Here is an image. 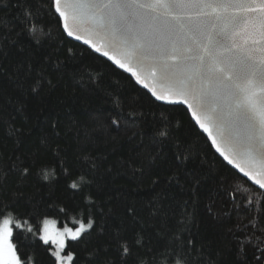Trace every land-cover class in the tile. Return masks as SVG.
Segmentation results:
<instances>
[{
  "label": "snow or ice",
  "instance_id": "1",
  "mask_svg": "<svg viewBox=\"0 0 264 264\" xmlns=\"http://www.w3.org/2000/svg\"><path fill=\"white\" fill-rule=\"evenodd\" d=\"M42 2L56 15L67 37L79 41L86 34L85 45L130 73L136 84L147 89L156 102L147 110L140 107L127 113L116 112L110 117V126L117 132L131 133L127 138L130 158L135 157L140 163L136 171L141 175L152 171L154 187L183 181L196 197L184 201L179 230L165 233L167 243L161 255L166 264H264V222L255 218L249 221L252 232L241 236L239 226L235 231L229 229L216 242L214 250L213 241L198 240L192 233L198 192L206 176L201 173L198 156L192 155L181 139V125H173L164 113L159 118L156 116L163 105H186L195 123L208 134L216 152L264 190V0ZM10 8L18 10L15 17L18 26L12 27L0 19V77L7 76L15 84L20 98L15 101L9 98L6 102L15 115L7 111V106H0V126L9 127V135L14 138L11 154L0 151V209L12 207L17 199L8 191L9 177L16 178V191L33 175L47 182L51 189L59 179L52 164H58L71 196H81L83 219L78 221L77 229L65 228L58 233L60 240L47 235L41 237L45 244L49 239L59 244V250L51 253L54 264H78L82 257L79 253L65 252L63 238L67 236L73 242H80L84 235L97 228L98 234L107 239L85 249L89 253L87 264H157V258L149 262L141 257L140 251H152L148 229L167 226L171 218L166 197L158 195L150 202L147 217L140 215L134 206H127L125 211L130 222L121 219L109 232L103 225H97L95 209L98 206L91 194L85 192L94 182L89 179L91 173L70 170L67 166V149L57 143L61 139L58 124L45 117L38 133L30 128L25 131L28 118L24 113L29 99H43L46 93L60 87L63 62L53 60L56 52L41 51L44 38L51 33L37 20L28 0H0V11ZM96 41L102 44L97 46ZM66 55L74 58L71 49ZM49 65L56 71H50ZM145 69L146 75H142ZM84 75L81 69L73 72V78L79 76L81 83ZM149 78L158 80L162 89L150 87ZM87 79L94 90L111 97L99 79L90 74ZM118 100L117 96L113 103ZM17 116L23 118L19 127ZM92 165L95 170V159ZM6 196L7 204L4 203ZM45 207L55 208L56 204L47 202ZM246 207L251 209V202ZM59 211L65 212L66 207H60ZM208 211L211 214L210 208ZM35 212L39 214L40 209ZM99 214H103L102 209ZM0 216H4L0 220V264H21L14 246L9 243L12 214L0 211ZM48 224L44 220L45 231ZM15 227L19 229L20 224Z\"/></svg>",
  "mask_w": 264,
  "mask_h": 264
},
{
  "label": "trees",
  "instance_id": "2",
  "mask_svg": "<svg viewBox=\"0 0 264 264\" xmlns=\"http://www.w3.org/2000/svg\"><path fill=\"white\" fill-rule=\"evenodd\" d=\"M28 3L45 31L51 33L50 37L44 38L41 51L57 53L53 60L59 59L63 62L61 66L63 79L55 92L46 93L43 99H29L28 109L24 113L28 118L25 131L30 128L38 133L45 117L58 124L57 130L61 139L57 143L67 149V166L70 170L91 173L89 179L94 182L91 187L85 189V192L91 194L98 206L95 209L97 225H103L109 232L120 224L121 219H125L126 223L130 222L125 211L127 206H134L140 215L147 217L150 202L158 195L166 197L165 203L169 205L171 218L167 226L159 225L156 230L148 229L152 251H140L143 259L151 262L155 257L157 264H166L161 255L167 243L165 233L169 230H179L184 201L196 197H193L189 191L190 186L183 181L181 184L162 183L159 187H154L152 180L155 177L152 171L141 175L136 171L140 163L135 161V157L130 158L127 138L131 133L117 132L110 126V117L115 116L116 112L122 110L127 113L140 107L147 110L156 102L130 77L87 48L71 41L63 32L56 15L48 10L46 3L42 0H28ZM17 11L15 8L0 11V19L16 27ZM68 49L72 50L74 58L66 55ZM76 69H81L85 73L83 83L80 82L79 76L73 78ZM49 70L56 71L52 65H49ZM87 74L99 79L102 88L107 89L111 97L102 91L94 90L87 79ZM117 96L119 100L113 103ZM9 98L15 101L20 98L19 93L7 76L0 77V106H7V111L15 115L13 108L6 105ZM161 113L168 115L173 125H181V139L185 141L191 154L198 156L201 173L206 176L198 192L199 204L195 224L191 229L196 238L213 241L214 250L216 242L226 236L229 229L235 231L239 226L240 234L243 236L253 231L249 224L250 220L255 218L264 222L263 192L241 178L216 154L186 108L163 105L156 112L157 118ZM22 119L17 116V127L22 123ZM9 133V127L0 126V151L11 154L14 138L10 137ZM55 146L54 144L53 147ZM92 159H95L97 166L95 170ZM140 160H143V157H140ZM144 163L146 164V161ZM52 167L56 169L59 179L51 189L47 182L35 175L31 176L19 191L15 190V177H9L7 182L8 191L15 194L17 199L12 207L0 211H4L5 215L8 212L12 214V245L21 264H54L55 257L51 255L54 246L51 243L45 244L41 239L44 220L56 221L61 229H76L78 221L83 219L80 215L81 196L73 198L66 189L65 179L60 174V166L54 163ZM8 202L6 196L4 203ZM47 202H55L56 207L46 208ZM249 202L252 204L251 209L246 207ZM60 207H66V211L60 212ZM37 208L40 209L39 214L35 212ZM257 208L260 211H257ZM101 209L102 215L99 214ZM191 210L189 207L190 212ZM3 218L4 216H0V220ZM17 223L20 224L19 229L15 227ZM157 232L160 234L157 235ZM128 234L131 235V229ZM256 235L260 233L257 232ZM105 239L107 237H101L97 228V231L84 235L80 242L67 241L65 252L79 253L82 259L78 264H87L89 253L85 249H91L96 244L103 243Z\"/></svg>",
  "mask_w": 264,
  "mask_h": 264
},
{
  "label": "water",
  "instance_id": "3",
  "mask_svg": "<svg viewBox=\"0 0 264 264\" xmlns=\"http://www.w3.org/2000/svg\"><path fill=\"white\" fill-rule=\"evenodd\" d=\"M63 30V29H62ZM65 35H66V33H65ZM67 36V35H66ZM71 41H73V42H75V43H77V44H79V45H81V46H83V47H85V48H87L88 50H90L91 52H93L95 55H97L98 57H100V58H102V59H104V60H106L107 62H109L112 66H114L117 70H119L120 72H122V73H124L125 75H127L128 77H130L133 81H134V83L136 84V82H135V78H133V77H131V75H130V73H126V72H124L122 69H119L117 66H115L114 64H112V62L111 61H108V59L106 58V57H103V56H101L99 53H95L94 52V50L92 49V48H90V46L89 45H85L84 43H83V40L85 39V38H88L87 37V35L86 34H82V38H81V40H79V41H77V40H75L74 39V37L73 38H70V37H68ZM96 43H97V46H100L101 44H102V41H96ZM111 54V53H110ZM133 67H135V65H133ZM142 75H146V69H145V72L144 73H142ZM149 85H150V87H152V86H155L156 88H157V90H161L162 89V85L158 82V80H156V81H153V80H151V78H149ZM140 89H142L143 91H145L146 93H148L150 96H151V94H150V92L147 90V89H144L143 87H142V85H138V84H136ZM175 106H183L184 108H186V110L188 111V113H189V115H190V117H191V119L193 120V122L195 123V120L192 118V116H191V112H190V110H188L187 109V106L186 105H183V104H178V105H175ZM195 125L197 126V128L200 130V132L201 133H203L204 134V136L208 139V141L210 142V144L212 145V143H211V139L208 137V134L207 133H205V132H203V130L202 129H200L199 128V126L195 123ZM210 127H211V125H209ZM213 134L214 135H216V132H215V129H213ZM217 140L219 141L220 140V137L219 136H217ZM222 147H225V150L227 151L228 149H227V147L225 146V145H221ZM212 147H213V149H214V151L216 152V150H215V146H213L212 145ZM216 154L232 169V170H234L241 178H243L245 181H247L250 185H252L254 188H256L257 190H259V191H261V192H263L264 193V190H260L259 188H258V186L257 185H255L251 180H249L247 177H244L243 176V174L242 173H239V170L238 169H235L234 168V166L233 165H229L228 163H227V161H225L224 159H223V157H221L220 156V154L218 153V152H216ZM229 154L231 155V151H229Z\"/></svg>",
  "mask_w": 264,
  "mask_h": 264
},
{
  "label": "rangeland",
  "instance_id": "4",
  "mask_svg": "<svg viewBox=\"0 0 264 264\" xmlns=\"http://www.w3.org/2000/svg\"><path fill=\"white\" fill-rule=\"evenodd\" d=\"M48 221H49V224L47 225V231H45V225H44V223L42 225V236H46V235L47 236H52L56 240H60L61 237H59L57 234L60 233V232H63V230L65 228L64 229H61L58 226V224H57L56 221H53V220H48ZM78 227H79V225H78ZM12 230H13V223H12ZM63 239H64V243H65V246H66L67 241H69L70 239L67 236H65ZM9 243L12 244V236L9 238ZM48 243H51L54 246V252L59 250V244L58 243H54L52 239H49L48 240ZM63 254L64 253H62V255Z\"/></svg>",
  "mask_w": 264,
  "mask_h": 264
}]
</instances>
